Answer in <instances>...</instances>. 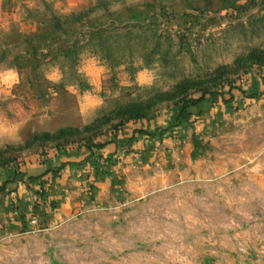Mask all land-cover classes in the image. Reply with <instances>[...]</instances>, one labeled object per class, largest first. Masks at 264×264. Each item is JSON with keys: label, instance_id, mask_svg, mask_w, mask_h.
<instances>
[{"label": "rangeland", "instance_id": "rangeland-1", "mask_svg": "<svg viewBox=\"0 0 264 264\" xmlns=\"http://www.w3.org/2000/svg\"><path fill=\"white\" fill-rule=\"evenodd\" d=\"M79 145L0 264H264V0H0V168Z\"/></svg>", "mask_w": 264, "mask_h": 264}, {"label": "crops", "instance_id": "crops-1", "mask_svg": "<svg viewBox=\"0 0 264 264\" xmlns=\"http://www.w3.org/2000/svg\"><path fill=\"white\" fill-rule=\"evenodd\" d=\"M115 147L116 142H109L104 149L113 151ZM89 152L85 146L79 145L57 152L56 154L54 153L52 162H34L25 166H21V163H19L20 170L25 172L23 178H17V175H15L16 167L12 165L4 168L1 167L0 186H4V188L0 191V233H12L35 226H42L44 220H57L59 216L54 212L55 209L52 208V205L53 202H65L68 200L67 196H69V193H67L68 195L65 194L68 191L65 188L67 182L65 183L63 180L58 181L54 187L47 190L45 195L42 196L37 193V183L39 181L28 183L26 182V176L35 177L41 175L46 179L48 177V172L46 171L51 166L63 165L61 169L62 173L66 171L64 172L65 175L76 177L80 175V171L77 169L79 166L75 162L83 159ZM68 167H71L70 171L67 170ZM5 181L7 182L5 183ZM54 205L56 204L54 203ZM32 219H35L36 224L31 225Z\"/></svg>", "mask_w": 264, "mask_h": 264}, {"label": "trees", "instance_id": "trees-1", "mask_svg": "<svg viewBox=\"0 0 264 264\" xmlns=\"http://www.w3.org/2000/svg\"><path fill=\"white\" fill-rule=\"evenodd\" d=\"M204 95H202V96H200L199 98H196V99H190V100H188V101H186V102H184L183 103V105H182V108H181V110H180V115L179 116H181V115H184V114H186V112H187V110H188V108L190 107V106H192V107H196L198 104H200V103H202L203 101H204ZM232 98H233V95L230 93V97H229V101L230 100H232ZM180 118V117H179ZM98 147H99V145H98ZM88 149L90 150V154H92V147L90 146V147H88ZM89 158V157H88ZM47 172V171H46ZM45 174V173H44ZM28 177V179L30 180V181H39V184H41L42 185V187L44 186V184H45V182H46V179H44L43 178V176H41L40 175V177H34V176H27ZM7 181H5V183H6ZM3 188H4V186L3 187H1L0 186V191L1 190H3ZM45 192L46 191H41L40 190V192L38 193L39 195H45Z\"/></svg>", "mask_w": 264, "mask_h": 264}, {"label": "built area", "instance_id": "built-area-1", "mask_svg": "<svg viewBox=\"0 0 264 264\" xmlns=\"http://www.w3.org/2000/svg\"><path fill=\"white\" fill-rule=\"evenodd\" d=\"M31 223H32L31 225L36 224L35 219H32Z\"/></svg>", "mask_w": 264, "mask_h": 264}]
</instances>
